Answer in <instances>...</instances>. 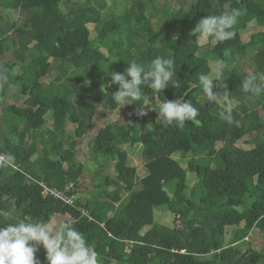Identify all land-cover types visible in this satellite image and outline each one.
Listing matches in <instances>:
<instances>
[{
    "label": "trees",
    "instance_id": "obj_1",
    "mask_svg": "<svg viewBox=\"0 0 264 264\" xmlns=\"http://www.w3.org/2000/svg\"><path fill=\"white\" fill-rule=\"evenodd\" d=\"M174 2L0 0V95L6 99L17 85L24 98V104L7 101L0 115L7 129H0L7 161H0V227L68 215L98 264H264V246L255 249L251 240L257 231L264 238V95L251 97L241 86L248 74L264 76V0H184L177 8ZM232 8L246 10L233 39L202 44L193 32L199 20ZM13 12L18 19L8 15ZM159 22L195 38L160 39ZM99 38L109 46L91 47ZM158 56L174 57L176 84L170 80L160 93L144 87L148 105H125L131 119L111 121L89 140L90 159L111 157L118 174L105 175L88 194L79 187L77 147L95 116L119 108L110 73H123L129 60L148 65ZM221 63L235 67L213 78L221 96L213 103L200 77H215ZM177 98L199 109L197 121L183 129L153 109ZM141 107L149 113L138 115ZM229 110L230 123L221 115ZM253 133V148L237 146ZM125 144L142 145L143 176L129 164ZM70 181L74 206L43 196L40 182L62 189ZM159 207L175 215L174 226L156 220ZM36 247L39 264H48L46 250Z\"/></svg>",
    "mask_w": 264,
    "mask_h": 264
},
{
    "label": "clouds",
    "instance_id": "obj_2",
    "mask_svg": "<svg viewBox=\"0 0 264 264\" xmlns=\"http://www.w3.org/2000/svg\"><path fill=\"white\" fill-rule=\"evenodd\" d=\"M245 11L232 8L220 15H208L199 20L193 32L199 34L198 40L211 39L213 44L231 40L235 36L234 27ZM129 61L130 66L123 73L115 71L110 73V83L119 85V90L112 92L111 99L120 108L137 102L148 105L149 103L144 102L146 99L144 87L160 93L170 80L176 84L172 79L176 63L172 56L167 58L158 56L148 65L135 60ZM234 67L232 64L221 63L215 77H200V84L210 102L219 103L221 98L219 93L213 91V78L220 79L225 70L230 72ZM241 86L244 93L250 94L251 97H260L264 95V76L248 74L242 80ZM222 98L228 99L226 95ZM153 109L158 112V119H162L168 125L174 124L180 129H183L186 122L195 123L199 115V109L182 98L165 100ZM146 114L143 107L138 109V115ZM221 115L231 122L230 110L227 115L224 113ZM0 155L4 156L0 161H6L5 154ZM37 245H42L46 250L48 264H98V254L94 247L70 220L59 225L52 221L17 222L0 227V264H39L36 258Z\"/></svg>",
    "mask_w": 264,
    "mask_h": 264
},
{
    "label": "rangeland",
    "instance_id": "obj_3",
    "mask_svg": "<svg viewBox=\"0 0 264 264\" xmlns=\"http://www.w3.org/2000/svg\"><path fill=\"white\" fill-rule=\"evenodd\" d=\"M185 2L184 0H175L174 7L177 8L180 5H183ZM9 16L12 18L18 19L20 13H9ZM155 24V30L158 32L159 38L164 40H170V39H193L195 38L194 35L190 34V36L184 35V30L186 31V28H180L176 30L175 25H173L171 22H164V23H154ZM92 28V27H91ZM258 30V29H257ZM256 31V30H254ZM250 34L248 31L243 32L242 38L244 41H248L250 39ZM199 41L202 44H205L206 39L200 38ZM100 43L101 46L108 47L109 43L105 42L103 40L95 39L91 42V47H96L97 44ZM6 57H12L10 53L5 54ZM5 59V57L0 58V62ZM241 67H246L244 63L241 61ZM202 70L204 73L208 71V66L206 65V62H202ZM57 70L53 69L50 73V77L52 78L53 75H55ZM219 81H217L218 83ZM219 84V83H218ZM18 86L16 85L15 89H11L6 93V99L2 98L0 95V115L2 114V107L6 104L7 101L13 103L17 102L18 104H24V98L23 96L20 97V93L17 91ZM4 93V94H5ZM204 96H207L204 92ZM233 105H236V102H232ZM149 109L146 108L145 112L149 113ZM134 115V112L132 110L126 109L125 106L119 107L116 110L113 111H107L103 115H97L94 117V124L92 127H89V132L86 133L81 139H79V145L77 147L78 151L76 154V160L79 162H82L83 164V174L84 176L80 179L79 187L85 188V191L88 194H91L93 191L97 190L94 189L97 187L93 183H99L102 178L105 177V175H110L112 177H115L118 174V170L115 167L116 160L111 159V157L106 158H99L95 160L90 159L89 154V140L92 139L93 136L96 135V133L99 131V129L103 126H105L109 122L113 121H121L126 122L129 119L132 118ZM264 115V114H263ZM156 116V114L152 115ZM48 119L49 116L47 117ZM2 122V121H1ZM51 125V124H50ZM0 129H6L3 123H0ZM23 127V126H21ZM52 127V126H51ZM50 127V128H51ZM75 127V125L69 124L68 129L71 130ZM7 130V129H6ZM42 131H37V135H41ZM255 133L249 134L239 141H237V146L244 148V149H250L253 148L255 145ZM28 140L32 142V138L28 137ZM124 149H128L129 153V164L134 165L138 170V177L143 176L146 174V169L144 167V156H143V150L141 144H135L130 145L125 144L122 146ZM184 162V161H183ZM186 164V161L184 162ZM102 165V166H101ZM114 188L113 185L108 186V189L112 190ZM123 195H126V191H123ZM70 217L68 215H54L51 219V221L57 225L60 223H63L65 220L69 219ZM156 220L164 225L168 226H174L177 222L175 219V215L171 213L169 210L163 208H157L156 209ZM251 240L253 241V247L255 249H261L262 246H264V238L262 236L261 232H256V234H253V238L251 237Z\"/></svg>",
    "mask_w": 264,
    "mask_h": 264
},
{
    "label": "built area",
    "instance_id": "obj_4",
    "mask_svg": "<svg viewBox=\"0 0 264 264\" xmlns=\"http://www.w3.org/2000/svg\"><path fill=\"white\" fill-rule=\"evenodd\" d=\"M4 159L3 155H0V160ZM43 188V195L50 196L57 200H61L68 205H75V195L73 194L75 190V185L73 182L67 183L62 189L56 186H49L44 182H40ZM82 213L86 216H89V212L85 209H81Z\"/></svg>",
    "mask_w": 264,
    "mask_h": 264
},
{
    "label": "crops",
    "instance_id": "obj_5",
    "mask_svg": "<svg viewBox=\"0 0 264 264\" xmlns=\"http://www.w3.org/2000/svg\"><path fill=\"white\" fill-rule=\"evenodd\" d=\"M252 238H253V235H252Z\"/></svg>",
    "mask_w": 264,
    "mask_h": 264
}]
</instances>
